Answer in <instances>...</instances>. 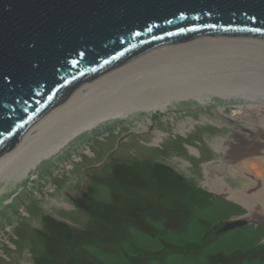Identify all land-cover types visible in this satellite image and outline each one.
<instances>
[{
  "label": "rangeland",
  "instance_id": "rangeland-1",
  "mask_svg": "<svg viewBox=\"0 0 264 264\" xmlns=\"http://www.w3.org/2000/svg\"><path fill=\"white\" fill-rule=\"evenodd\" d=\"M197 104L115 119L86 141L75 140L57 163L41 162L34 181L1 198L0 264H40L45 254L71 258L69 264H264V216H252L246 204L205 185L204 164L212 160L225 161L226 181L244 178L234 151L243 144L242 132L256 135L227 118L224 108V116L215 111L234 105ZM203 112L211 135L200 129ZM179 116L199 117L187 133L192 141L180 134L175 139ZM149 119L154 125L148 133L132 131ZM155 128L170 134L169 144L153 142ZM221 129L228 136L238 132L222 154L208 143ZM77 156L83 163L75 161ZM229 167L236 170L228 173ZM255 208L264 212L258 204ZM240 219L248 224L217 233L226 222ZM55 238L68 249H59Z\"/></svg>",
  "mask_w": 264,
  "mask_h": 264
},
{
  "label": "water",
  "instance_id": "water-1",
  "mask_svg": "<svg viewBox=\"0 0 264 264\" xmlns=\"http://www.w3.org/2000/svg\"><path fill=\"white\" fill-rule=\"evenodd\" d=\"M200 59L264 64V0H0V152L103 77Z\"/></svg>",
  "mask_w": 264,
  "mask_h": 264
},
{
  "label": "bare ground",
  "instance_id": "bare-ground-1",
  "mask_svg": "<svg viewBox=\"0 0 264 264\" xmlns=\"http://www.w3.org/2000/svg\"><path fill=\"white\" fill-rule=\"evenodd\" d=\"M209 102L234 105L231 108L216 106L215 111L224 116V108L228 111L227 118L240 122L256 136L243 133L241 128L238 130L243 134V144L235 149L234 156L236 154L241 158V165L244 167L239 173L244 178L234 182L226 181L224 168L227 165L221 158L222 161L212 160L204 164L208 167L205 168V185L209 184V189L213 192L228 194L246 204L252 216H264V212L255 208L257 204L260 208L264 207V64L205 59L154 64L106 76L97 81L22 133L8 150L5 149V153V150L0 152V201L5 192H16L34 181L32 179L36 178L35 172L41 162L57 163V160L64 158L75 140L81 142L80 139L83 138L86 141L92 133H99L103 126L115 122V119L125 120L130 114L147 117L156 112L168 114L174 112L170 106L176 107L180 103L195 106L198 103L197 105L207 107ZM167 108L170 110H166ZM238 113L240 115L236 117L235 114ZM206 115L205 112L201 113L204 118L200 129L211 135L212 126L206 127L204 124L209 120ZM182 118L183 116H179L177 120L174 118V122H177L173 132L176 134L175 139L180 134L192 141L193 135L189 137L190 134L187 133L191 132L192 127L195 129L194 124H197L199 117ZM153 125L152 119L145 120L134 126L132 131L148 133ZM146 129L149 130L145 131ZM153 131L155 144L160 140L170 143V134L157 128ZM225 132L216 133L210 138L204 137L206 140L209 138L208 143L220 154L225 147L231 149V139L238 133L237 129L232 136ZM202 147L207 146L202 143ZM200 153L204 154L201 150ZM79 159L83 163L84 157L77 156L75 161ZM180 163L182 168L187 166L185 162ZM70 166L76 168L74 163ZM227 170L229 173L236 169L229 167ZM246 217L249 216L246 214Z\"/></svg>",
  "mask_w": 264,
  "mask_h": 264
},
{
  "label": "trees",
  "instance_id": "trees-1",
  "mask_svg": "<svg viewBox=\"0 0 264 264\" xmlns=\"http://www.w3.org/2000/svg\"><path fill=\"white\" fill-rule=\"evenodd\" d=\"M180 180V179H179ZM56 240H57V238H55ZM59 240H57V243H56V245H57V247L59 248V249H63L64 250V248L66 249H68V247H67V245H65L64 244V242L61 240V241H59ZM52 246H54V244H52L51 245V247ZM170 252H172L171 251V249H170ZM175 252V251H174ZM48 253V252H47ZM61 253V256H63L64 257V254L62 253V252H60ZM48 255H50L49 253H48ZM69 256V255H68ZM67 256V257H68ZM156 255H154V257H155ZM72 258H74V257H72ZM42 262L40 263V264H69V262H70V260H71V258H57V259H55V258H49V256H46V254L42 257ZM79 260V259H78ZM73 261H71V263H72ZM76 262H77V260H76Z\"/></svg>",
  "mask_w": 264,
  "mask_h": 264
}]
</instances>
